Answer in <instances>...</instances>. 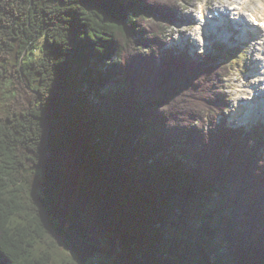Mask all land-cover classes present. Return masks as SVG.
<instances>
[{"label": "trees", "instance_id": "16d2710c", "mask_svg": "<svg viewBox=\"0 0 264 264\" xmlns=\"http://www.w3.org/2000/svg\"><path fill=\"white\" fill-rule=\"evenodd\" d=\"M186 1L0 0V264H264V140L222 118L227 60L167 49Z\"/></svg>", "mask_w": 264, "mask_h": 264}, {"label": "rangeland", "instance_id": "374dc122", "mask_svg": "<svg viewBox=\"0 0 264 264\" xmlns=\"http://www.w3.org/2000/svg\"><path fill=\"white\" fill-rule=\"evenodd\" d=\"M226 1L227 0H187L186 2L176 3L177 9L175 10V14L170 17L171 25L166 31V36L171 40L168 48H172L174 50H170L179 51L180 53L183 49L182 47L188 44L190 48L187 54L189 55L192 53H200L202 56L210 55L229 61L227 77L225 78L223 89L225 91L228 106L226 124L228 127L241 128L252 134L254 141L258 142L264 140V119L253 118L249 124L244 123L246 122L245 119L232 120L230 114L237 100L246 99L245 90L256 86L257 80L254 77H250L249 80L246 81L245 76L248 75L246 73L253 69V63L258 62L261 57V54L257 56L258 58L255 57V53H260L258 47L261 42L260 39L255 38L254 40H250L246 45L236 43L234 47L224 41L225 35L215 37L217 38V43L213 47H211L212 41L205 38L199 40L200 46L195 45L194 39L192 41V34L194 33L192 28L196 27V24L193 23V18H195V13L197 12V5L201 2H206L212 10L218 8L221 4H227ZM186 18H190V20L187 21ZM178 40H180L181 45H177ZM261 78L264 79V75H262ZM111 81L112 84H114V79ZM15 83L17 84V80H15ZM21 97L26 98V94L21 92ZM55 166L59 169V173L65 178V183L61 191L63 207L76 214L80 224L90 229L95 233V236H106V231L94 214V204L89 199V190H91L89 181L83 178V175L75 165L72 157L67 152L59 154L55 158ZM80 189L88 190L87 196H79L76 194Z\"/></svg>", "mask_w": 264, "mask_h": 264}, {"label": "bare ground", "instance_id": "6f19581e", "mask_svg": "<svg viewBox=\"0 0 264 264\" xmlns=\"http://www.w3.org/2000/svg\"><path fill=\"white\" fill-rule=\"evenodd\" d=\"M226 3L227 4H224V5L221 4L222 5L221 7L224 8L225 10L227 9L231 15V18L234 20V22L232 24H233V26H235L234 27L235 30L232 27L229 28V31L231 33H234V31H235V33L238 35L239 30H240V29H238L239 22H241V19H238V18L240 17L241 14H243V11L249 12L250 14L257 17L258 19L264 18V6L261 4V3H263L262 0H227ZM221 11H223L222 13L224 15L226 14V12L224 10H221ZM198 13H201L203 15V17L205 16L204 9H203L202 5L200 6ZM206 16L208 19V12L206 13ZM245 16L248 17V13H247V15L245 14L243 17H245ZM209 19H213V18L210 17ZM186 20L189 21L190 18H186ZM204 22H205L204 19L199 20V25H197L193 30L194 36L196 37L194 39L195 45H197V46L200 45L199 40L202 38L211 39L212 36H215V37L221 36V35H218L220 33L214 34V31L212 29L204 27L205 26ZM248 22H249V20H248ZM252 27L254 28V25ZM259 33H260L262 42L259 44L258 47H259V50H260L261 56H262L263 55L262 44L264 43V31L260 30ZM216 43L217 42H212L211 47H213ZM255 54H256L255 57H257L260 53H255ZM260 63L261 64L259 65L258 62H254L253 63L254 64L253 69L257 65H259L258 67L262 66V61H260ZM260 72H262V71H260ZM261 75H262V73H261ZM259 86H262V85H259ZM260 89L261 88H255V86H253L252 88H248L245 90L246 99H242V100L239 99L236 101L235 105L239 109L241 103H244L247 100H249V103H246V105H244L245 106L244 110L238 111V114L235 118L236 120H242V119L244 120L245 119L246 122H244V123H249L253 120V118H255V119H259V118L262 119L263 118L264 119V105L262 106L261 99L258 96V91H257Z\"/></svg>", "mask_w": 264, "mask_h": 264}]
</instances>
